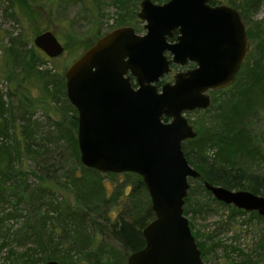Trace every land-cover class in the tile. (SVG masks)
<instances>
[{
	"label": "water",
	"instance_id": "obj_1",
	"mask_svg": "<svg viewBox=\"0 0 264 264\" xmlns=\"http://www.w3.org/2000/svg\"><path fill=\"white\" fill-rule=\"evenodd\" d=\"M212 1L143 0L137 18L144 35L130 27L110 31L64 73L66 97L77 112L81 165L102 174H136L150 199L154 219L142 230L145 246L126 264H205L183 215L189 180L200 177L182 151V143L197 136L184 115L208 109L209 92L232 86L249 50L240 13ZM33 45L49 59L64 52L51 32L36 36ZM188 63L195 68L157 87L171 66ZM204 187L216 201L264 219V197Z\"/></svg>",
	"mask_w": 264,
	"mask_h": 264
},
{
	"label": "rangeland",
	"instance_id": "obj_2",
	"mask_svg": "<svg viewBox=\"0 0 264 264\" xmlns=\"http://www.w3.org/2000/svg\"><path fill=\"white\" fill-rule=\"evenodd\" d=\"M142 1L13 0L14 5H10V2L0 0V97L8 106L7 110H10H8V114L13 122L19 123L21 121L20 115L25 111L28 118L26 119L35 128V139L28 140L26 138L27 140H24L25 143L28 142L29 151H33V153H25V143H23L22 154L29 170L36 171V173L38 171V174L40 173L39 175L44 177V170L49 167L52 171L51 175L56 176L53 177L51 184L53 190L46 193L47 200L52 201L55 205L63 200H67L73 205L74 190H80L76 183L80 180L78 178L89 179L91 177V173L83 169L79 159L80 155L78 158L76 157V149L72 143L69 141L70 144H68L66 140L67 134L70 135L71 133L67 119L71 117L72 112L68 110L67 117L60 116L63 109H68L65 101L70 104L66 97L64 73L76 59L98 40L97 37H103L105 33L130 27L135 30L136 34L144 35L146 33L143 28L144 23L137 18ZM219 1L222 5L228 6L225 0ZM244 25L246 29L250 26L259 25L264 31V1L257 8L252 9L249 23ZM44 32L53 33L63 46L64 52L61 56L49 59L34 47L33 39ZM12 42L15 44L13 49ZM35 49L38 53L34 51ZM12 53L18 54L16 56L20 64H15L11 57ZM20 54H22L21 57ZM35 72L47 73L54 77V81L59 82V85L57 87L51 86L46 90L44 88L45 83L41 78L36 77V75L32 76V73ZM171 80L172 76L169 75L166 82L171 83ZM228 88L224 89L223 92H209V108L203 111L185 113V118L193 127L201 121L212 124L219 112L228 111L233 105H238L241 108L247 106L251 108L249 124L253 128L252 133L260 136V141H262L264 136V91L254 89L244 75L238 77L236 83ZM63 91H65V97L62 96ZM24 103H26L25 108ZM12 137L10 142L15 146L17 144L16 136L13 135ZM16 150L17 145L12 151L18 161L20 152ZM235 166H239L250 173L264 174V159L261 160L258 157L237 162ZM100 174L99 180L109 200L106 204L101 201L99 205H94L95 212L92 217L98 218L102 215L100 222H104L108 216L109 220L113 221L120 214V209L126 202L123 195L119 194L115 197L113 195L122 190L121 187L126 179L106 175L110 173ZM69 175H71L70 180L74 183V189L66 184ZM30 181L36 183L37 180L31 177ZM189 182L188 192L190 193L191 188H193L195 199L200 201V196L203 198L202 201L210 205L206 214L194 215V217L189 214L186 217L188 221L192 218L193 231L191 233H197L198 240L205 243L203 262L205 264H242L247 258L242 252L232 249L236 247L245 254L253 255V260H258V263L264 264V259L256 256L258 253L263 255V252L261 253L258 249V244L264 238V219L260 216L261 220L252 216L250 213L253 212H246L247 215L237 214V210L233 206V209L218 206L210 202L207 196L198 190L197 183L193 180H189ZM103 204H105L104 207ZM104 211H107L106 215ZM21 215H24V212ZM36 218V215L29 212L27 225L35 227L39 223ZM81 218L76 228L74 225L76 242L62 243L63 245L60 246L59 237L61 236H55L51 243L48 242L49 238L43 237L41 245L36 243L39 254H35L34 264H43V260L53 257V253L56 252L59 255L56 257V262L59 259L66 260L63 264H93L95 259V264H126L129 255H125L109 237H103V240L99 241L97 237L100 236L95 233L97 242L94 246L91 248V246L85 245V238L91 236L93 232L86 223L80 224ZM228 218L230 225L224 224ZM104 225L107 228V224ZM30 226L27 227L30 228ZM15 229L14 221L6 222L0 236H8L9 240H14L12 242L13 248L18 255L31 246L20 245L22 243L21 235L26 230L17 234ZM95 231L98 232L96 228ZM51 232L50 222H47L46 234ZM17 236L20 243L15 242ZM2 240L0 238V244L6 242V240ZM101 242L103 244L100 246L99 243ZM9 248L11 246L5 247V250L0 252V264H13V261H16L15 263L19 261L16 255L9 256ZM84 258L86 261L83 262Z\"/></svg>",
	"mask_w": 264,
	"mask_h": 264
},
{
	"label": "trees",
	"instance_id": "obj_3",
	"mask_svg": "<svg viewBox=\"0 0 264 264\" xmlns=\"http://www.w3.org/2000/svg\"><path fill=\"white\" fill-rule=\"evenodd\" d=\"M152 1L157 4H162L167 0ZM263 1L264 0H225V3L228 4L229 7L238 10L243 23L247 24L252 15V9L257 8ZM5 2H10V5H14L13 0H5ZM211 5L217 6L222 5V3L219 0H213ZM176 35L177 33H174V36L169 39V41L173 42ZM246 35L249 42V51L240 72L236 76L234 84L238 77L244 75L248 78L254 89L257 91H264V31L259 25L250 26L246 29ZM101 37L99 36L97 38L99 39ZM11 46L12 49L15 47L14 42L11 43ZM34 51L38 53L36 49ZM16 55L18 56V54L12 53L11 57L17 65L20 64V62ZM21 55L22 54H20V57ZM35 75L36 77H40L43 83H45L44 88H46V90L51 86L57 87L59 85V82L56 80L54 81V77L47 73H32L33 77ZM163 83L164 81L159 82L158 87ZM220 91L223 92L224 90ZM213 95H215V93H213ZM62 96L65 97V91H63ZM65 103L68 109H63L60 112V116L67 117L68 110L72 112L71 117L67 119L69 120L67 125L71 133L70 135L67 134L66 140L68 144H70V142L72 143V146L76 149V157L78 158L79 152L76 138L77 113L67 101H65ZM25 107L26 103H24V108ZM7 108L8 106H6V103L0 97V234L3 232V225L6 222L14 221L16 226L15 232H17V234L22 232V230H26V232L21 235L22 243L19 242L18 236L15 238V242H19L21 246L30 245L31 247L17 255L12 244L14 240H9L8 236H0L4 241L6 240V242H2L3 240L1 241L0 252L5 247L11 246V248L8 249L9 256L13 257L16 255L17 260H19L17 263L13 261V264H34L35 254H39L36 243L41 245V243H43V237L49 238L48 242L51 243V240L54 239L55 236H61L59 237L60 246L64 243L69 244L71 241H77L74 225L76 228L80 217H82L80 224L84 225L86 223L93 232L91 236L85 238V245H87V247L91 246L92 248L94 246L97 242L95 238L97 235H95V233H98V236H100L97 237L99 241L103 240V237H109L112 242L116 243L121 248L125 255H130L131 253L141 250L145 246L142 230L154 219V213L150 206V199L141 177L133 173H124L120 175L106 174L109 177L126 179V182L121 187L122 190L117 191V194L113 196L115 197L121 194L126 198L127 203L124 202L122 209H120V214L113 221L109 220L108 216L104 222H100L102 215L98 218L92 217V214L95 212L94 205H99L101 201L106 204L109 200L99 180L101 174L92 169L83 168L85 171L91 173V177L89 179L82 177L78 178L80 180L76 183L78 187H80V190H74L73 205L67 200H63L61 203L55 205L52 201L47 200L46 193L53 190L51 184L56 176L51 175L52 171L49 167L44 170V177L39 175L40 173L38 174V171L36 173V171L29 170L25 164L24 155L22 154L23 143H25L24 140L36 137V130L28 122L25 111L20 115L21 121L17 123L10 119L8 114L9 109L7 110ZM250 111L251 108L247 106L241 108L238 105H233L228 111L219 112L215 122L213 120L212 124L211 122L206 123L205 121H201L197 123L195 127L191 125L197 136L194 139L182 143V151L185 158L200 174L199 179L193 180V182L198 184V190L205 194L210 202L224 208L233 209L232 206H226L216 201L210 192L205 189V182L231 191H248L254 195L264 197V174L259 175L250 173L239 166H235V163L243 162L251 157H258L261 160L264 159V136L262 137V141H260V136L258 137L252 133L253 128L249 124L251 118ZM164 121H167V119H164ZM13 135L16 136L17 140L16 151L20 152L19 156L17 155L18 161L12 151L13 148L15 149L16 145L13 146V143L10 142L13 139ZM29 150L30 146L28 142H26L25 153H33V151ZM19 159L21 160L20 163ZM31 177L37 180L36 183L30 181ZM67 178L66 184L73 188L74 183L70 180L71 175ZM193 190L194 189L191 188L190 193L188 192L189 195H187L185 199L183 207V215L185 217H188L189 214H191L192 217H194V215H204L210 209V205L202 201L203 198L199 196L201 199L200 201L195 199ZM105 204H103V207ZM236 210L237 214L247 215L244 211ZM23 212L24 215H21ZM29 212L37 216L36 221L39 222L37 224L39 228L37 225L35 227L27 225L29 222H27ZM106 213L107 211H104L105 215ZM250 214L261 220L257 213L253 212ZM228 220L229 218L224 224L227 223V225H230ZM47 222H50L52 231L50 234H46ZM103 224H107V228L106 225L103 226ZM27 226H30V228ZM189 227L192 232V218L189 221ZM95 228L98 232L95 231ZM192 235L203 261L205 243L204 241L198 240L197 233H192ZM99 244L101 246L103 242ZM232 249L242 252V254L246 256L247 260H244L242 264H251L252 261L253 264H260L258 260H253V255L245 254L236 247ZM258 249L261 253L263 252V255L258 253L256 256H260V258L264 259V238L259 242ZM58 256L57 252L53 253V257H48L46 260H43V264L51 260L56 261V257ZM57 261L63 264L66 260L63 261L59 259ZM84 261H86V258L83 259V262ZM95 263L96 259L93 264Z\"/></svg>",
	"mask_w": 264,
	"mask_h": 264
},
{
	"label": "flooded vegetation",
	"instance_id": "obj_4",
	"mask_svg": "<svg viewBox=\"0 0 264 264\" xmlns=\"http://www.w3.org/2000/svg\"><path fill=\"white\" fill-rule=\"evenodd\" d=\"M249 51V50H248ZM248 55V54H247ZM246 60V59H245ZM192 65V66H191ZM184 68H186L185 70H182V69H184ZM195 68V65L194 64H192V63H188L185 67H177V66H171V76H172V80L170 81L171 83H172V81H173V77H174V75L176 74V73H180V72H185V71H188V70H191V69H194ZM169 76V75H168ZM168 76H166V77H164L161 81H164V83L163 84H166V83H169V82H166V79H167V77ZM160 81V82H161ZM131 83L133 84V86H135L134 85V79L133 78H131ZM162 84V85H163ZM161 85V86H162ZM161 86H159L158 87V85H157V87L158 88H160Z\"/></svg>",
	"mask_w": 264,
	"mask_h": 264
}]
</instances>
